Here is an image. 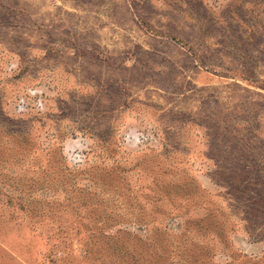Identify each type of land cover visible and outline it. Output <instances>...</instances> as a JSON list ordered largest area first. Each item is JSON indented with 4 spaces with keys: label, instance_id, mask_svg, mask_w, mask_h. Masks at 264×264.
I'll return each instance as SVG.
<instances>
[{
    "label": "rangeland",
    "instance_id": "rangeland-1",
    "mask_svg": "<svg viewBox=\"0 0 264 264\" xmlns=\"http://www.w3.org/2000/svg\"><path fill=\"white\" fill-rule=\"evenodd\" d=\"M0 264H264V0H0Z\"/></svg>",
    "mask_w": 264,
    "mask_h": 264
}]
</instances>
